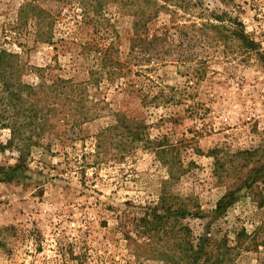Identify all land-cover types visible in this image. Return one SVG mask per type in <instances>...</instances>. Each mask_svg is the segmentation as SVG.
I'll use <instances>...</instances> for the list:
<instances>
[{
  "label": "rangeland",
  "instance_id": "374dc122",
  "mask_svg": "<svg viewBox=\"0 0 264 264\" xmlns=\"http://www.w3.org/2000/svg\"><path fill=\"white\" fill-rule=\"evenodd\" d=\"M200 1L202 9L236 17L255 49L216 43L207 31L203 40L188 29L176 31L162 10L148 37L167 40L157 42L146 60L130 50L128 12L109 3L101 16L118 33L121 57L130 54L135 89L154 95L164 88L173 98L144 107L126 99L115 81L97 95L91 91L89 100L119 109L127 124L144 121L140 131L161 142L162 156L141 141L116 158V135L101 153L97 135L115 125L106 112L69 133L71 139L58 137L63 126L51 129L19 165L9 130L0 126V264H264V0ZM23 3L0 0V51L15 53L24 66L20 81L37 82L31 67L46 68V77L87 81L78 47L36 42L30 23L16 27ZM39 3L43 10L59 8L57 36L76 28L60 2ZM201 10L184 18L179 12L176 21L199 23ZM84 27V39L93 38L91 24ZM255 172L253 186L248 179ZM149 209L184 212L164 221L165 234L143 235L139 219ZM175 221L188 229L191 244L181 239L184 252L172 246Z\"/></svg>",
  "mask_w": 264,
  "mask_h": 264
},
{
  "label": "trees",
  "instance_id": "16d2710c",
  "mask_svg": "<svg viewBox=\"0 0 264 264\" xmlns=\"http://www.w3.org/2000/svg\"><path fill=\"white\" fill-rule=\"evenodd\" d=\"M46 1L60 2L63 7L60 10L66 8L71 11L76 28L73 31L63 32L66 34L65 36H57L55 24L62 16L58 11L59 8L57 7L53 11L43 10L39 0H24L18 10L16 27H23L30 23L29 28H32L31 34L36 42L54 47H58V43H61L63 47L67 44L78 47L77 55L86 64L88 80L77 83L73 79L50 77L49 74L46 77L44 75L46 68L31 67L28 71L35 72L37 82L25 84L20 81L21 73H17L24 66L17 61L16 54L6 50L0 51V126L9 130V146L17 151L19 165H24L33 148L41 147L40 140L51 129L56 130L58 126H63L64 130L59 133L58 137L63 135V138L66 136L67 139H71L70 134L76 133V129L79 130L83 124L103 117L106 112H109L113 117L115 125L99 131L97 147L101 153H107L108 139L112 135H116L118 137H116L118 145L115 148L117 152L114 155L116 158L124 157L135 151L141 141L151 146L150 148L157 158L164 154V148L160 147L161 142L149 140L146 134L140 131L145 129V125L142 123L144 121L127 124V116L119 109L111 108L105 101H102L101 106L98 101H93L92 104L89 100L91 94L93 95L91 91H95L94 94L97 95L96 91L100 90L101 86H105V84L110 86L115 81L117 82L116 87L120 88V93L126 99H137L139 104L144 107H157L159 102L172 101L173 98L172 93L163 91L164 88L158 89L154 95L149 93L151 90L146 91L142 86L138 88L137 85V89H135L137 81L132 76L130 77L132 74L130 54L121 57V53L117 51V48L115 49L118 33L113 24H109V21H104L101 17L104 7L109 3L117 4L121 10L128 12L126 14L132 17L130 50H138L143 54V58L147 57V53L157 46V42L167 40V36L161 39L154 33L150 38L148 37V32L152 27L151 21L162 10L169 13L170 26L181 33L188 29L203 40V31H207L212 34V40L216 43L221 42L224 45L235 43L251 52L256 47L254 41L244 33L243 25L236 17H231L230 13L225 10L202 9L203 5L200 0ZM218 1L225 5L230 2V0ZM195 8L202 9L199 23L189 20V23L179 24L181 22L176 21L179 12L184 18ZM88 24H91L93 38L84 39L82 31ZM164 31L168 30L164 29ZM69 39L70 41H67ZM89 102L91 105H88ZM100 152H97V155L101 154ZM173 165H177L178 169H181L180 159H176ZM169 170L171 171L172 167ZM255 174L257 172L253 176L250 175L248 179L253 186L258 182ZM241 186L239 185V187ZM263 192L261 191L260 194ZM183 212L178 209H169L167 212L160 213L149 209L139 219L140 233L149 235L158 231V233L165 234L164 221L168 217L179 220L183 216ZM178 224L179 221H175V228L171 232L172 246L181 249V239H188V244L191 242L187 234L188 229L178 226ZM181 252L184 250L181 249Z\"/></svg>",
  "mask_w": 264,
  "mask_h": 264
}]
</instances>
